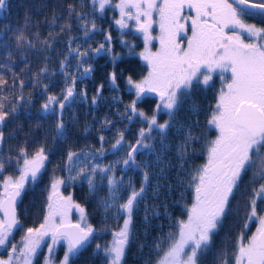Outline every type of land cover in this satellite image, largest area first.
<instances>
[{"label":"snow or ice","instance_id":"1","mask_svg":"<svg viewBox=\"0 0 264 264\" xmlns=\"http://www.w3.org/2000/svg\"><path fill=\"white\" fill-rule=\"evenodd\" d=\"M90 2L93 14L96 11L104 13L112 4V0ZM7 6L8 0H0V14ZM115 8L120 12V19L116 20V24L121 29L128 27L127 21H135L136 30L143 34L145 51L140 55L148 65V74L141 81L134 83L129 77L128 83L135 88L136 99L125 112L136 113L137 101L145 93H155L160 101L151 117L143 111L138 113L146 121L147 132L145 128H141L136 144L128 146L129 150L123 160L125 166L136 164L135 154L140 149L152 147L149 141L153 139L154 129L159 130L163 140V134L171 127L170 121L178 114L185 99H191L194 88L201 84L208 86L212 74L217 70L224 83L208 121L218 135L208 144L206 162L191 177L194 197L191 207L186 209L187 219L177 220L175 232H170L167 238L154 241L155 264H201V258L211 251L214 236L231 213V202L249 171H252L250 183L254 187L246 205L248 210L245 214L244 231L237 237L231 257L227 252H222L217 259L221 264H229L230 259L232 264H264V210L258 211V202L264 203V26L247 22L250 18L264 25V0H119ZM185 9L191 10L190 13L186 14ZM72 17L80 22L86 37L96 30L95 20L89 21L84 13L76 10L75 5L69 4L67 19L54 13L49 36L40 42L46 48H51L52 32L57 21L64 19L60 26V32H64L71 29ZM27 20L26 17L25 27ZM154 24L159 28V35L155 37L151 34ZM35 38L40 40L38 33ZM153 39L158 40L160 45L155 53L148 48ZM15 40L18 48L33 49L36 46L25 35L24 30L18 31ZM107 40L110 41L111 37L108 36ZM0 44L8 47L7 41L2 38ZM72 50V42L69 41L70 55ZM101 50H106L103 44L95 51L99 53ZM75 53L79 69L88 63L85 59L88 51L81 52L77 45ZM8 57L11 59V52H8ZM68 63L67 57L61 62V71L65 75ZM91 72L90 66L84 67L79 78L84 79ZM47 73V67L41 68L37 80ZM224 73L229 75L225 76ZM115 80L116 75L113 73V84ZM75 83L76 78H73L60 97L48 96L41 106L45 113L56 114L57 108L59 109L55 129L58 135H62L65 130L63 112L77 96ZM17 86L23 89L24 81L14 80L9 86L8 81L0 75V175L13 160L18 171V175H4L0 179V249L7 252V258H0V264H33L42 245L47 247L51 257L55 246L61 242L66 244L67 250L60 264H70V259L93 237L94 229L87 223L85 209L74 203L70 195H61L60 186L66 183L63 178L54 177L51 182L48 212L43 223L39 227L27 228L22 235L21 245L13 242L14 232L23 230L17 216V203L26 184L38 180L48 160L43 146L31 156L25 148L19 149L16 157L9 156L5 159L2 155L5 143L3 129L9 117L15 116L19 101L24 100L21 93L17 102L8 101L5 93L11 94L10 89ZM44 87L47 90V85ZM101 88L92 97V104H96L100 97ZM80 95L87 98L86 92ZM159 113L166 114L168 120L158 123ZM103 139L101 136L100 140ZM188 139H196L192 136L191 129ZM112 147L123 149V132L119 133V138ZM66 161L64 170L69 173L67 180L71 182L84 177L90 193L96 191L94 179L97 172L101 174V180L107 178L110 198L100 202L101 209L107 213L115 208L116 220L123 219V225L112 232L113 239L109 244L103 248L97 244L96 249L98 252L103 251L107 264H123L133 235L134 210L146 199L148 171H143L139 189L129 184L131 190L125 199L119 195L118 185L121 182L108 175L113 171L111 166H88L81 162L80 154L73 151L68 152ZM72 208L80 214L77 223H72L69 219ZM252 223L256 225L255 232L246 236ZM46 237L50 238V243H46ZM45 264H50V260H45Z\"/></svg>","mask_w":264,"mask_h":264},{"label":"trees","instance_id":"2","mask_svg":"<svg viewBox=\"0 0 264 264\" xmlns=\"http://www.w3.org/2000/svg\"><path fill=\"white\" fill-rule=\"evenodd\" d=\"M69 4L75 5L76 10L84 13L89 21L95 20L96 30L90 32L88 37L84 35L75 17L71 18V29L60 32V26L67 19ZM108 8L103 14L98 11L93 14L90 0H8L7 8L0 14V38L8 44L7 48L0 44V75L8 81L9 86L14 80L24 81L23 89L17 86L10 89L11 94L5 93L8 101L17 102L21 93L24 100L19 101L15 116L9 117L3 129L5 143L2 155L5 159L16 157L19 149L25 148L31 156L43 146L48 156L38 180L26 184L17 203V216L23 230L15 231L14 235L24 234L27 228L39 227L43 223L48 212L51 182L54 177L63 178L66 183L60 186L61 195H70L74 203L85 209L87 223L94 229L93 237L70 259V264H107L103 251L98 252L96 245L103 248L109 244L113 239L112 232L123 225V219L116 220L115 208L107 213L102 211L100 202L108 200L110 194L107 178L101 180L99 172L94 179L97 186L94 193L89 192L84 180H67L69 173L64 170V166L68 152L73 151L83 156L86 163L99 164L105 168L111 166L113 171L108 175L121 182L118 185L119 195L125 199L131 190L129 184L139 189L143 180L142 173L148 171L146 199L134 210L133 235L123 264H155L154 241L167 238L170 232L176 231L177 220L187 219L186 209L191 207L194 197L191 177L206 162L208 144L216 138V130L208 121L224 85L216 73L208 86L201 84L194 88L191 99H185L178 114L170 121L171 127L163 134V140L159 130L154 129L153 139L149 141L152 147L140 149L135 154L136 164L125 166L123 160L129 150L128 146L136 144L141 128L147 132L146 121L138 113L143 111L151 117L159 102L153 93L144 94L137 101L136 113L125 112L136 99V93L126 92L124 85H120L117 80L126 84L131 77L136 83L145 77L148 67L140 55L142 49L138 47L141 44L139 38L130 32L117 35ZM54 13L64 19L57 21L52 32V47L46 48L40 41L48 38ZM19 30L25 31V35L36 45L35 48L16 46L15 37ZM37 33L40 40L35 38ZM107 36L111 37L108 41L110 44ZM69 41L72 42L71 55ZM101 44L106 50L97 53L95 50ZM77 45L81 52L88 51L85 58L88 63L79 69L78 59L74 58ZM8 52L12 53L11 59ZM66 57L69 61L66 65L67 75L61 71V62ZM89 66L92 72L80 79L83 68ZM43 67H47L48 73L37 80V74ZM113 73L116 75L115 84L110 80ZM73 78H76L77 96L63 112L65 130L62 135H58L55 129L59 109L56 114L45 113L41 106L48 96L60 97ZM98 88H101L100 97L96 104H92V97ZM83 92L87 93L86 99L80 95ZM157 120L158 123H164L168 116L159 113ZM190 129L196 138L194 140L188 139ZM120 132L124 134V147L122 150L113 149L112 145L119 138ZM101 136L104 137L103 141L100 140ZM144 165H147L146 169ZM4 175H18L15 160L11 165H6L0 179ZM251 179L252 171H249L231 202V213L214 236L211 251L201 258V264H221L217 258L222 252H227L230 258L235 251L237 237L244 231L248 210L246 205L254 187L250 183ZM263 206L264 203L258 202V211ZM255 228V223L250 224L246 236L255 232ZM61 244L55 246L51 257L47 247H42L33 264H45V260H50V264H60L67 250L66 244ZM229 264H232L231 259Z\"/></svg>","mask_w":264,"mask_h":264},{"label":"rangeland","instance_id":"3","mask_svg":"<svg viewBox=\"0 0 264 264\" xmlns=\"http://www.w3.org/2000/svg\"><path fill=\"white\" fill-rule=\"evenodd\" d=\"M116 3H119V0H112V4H111V6H109V8H108V12H110V14H111V17H110V20L111 21H114L113 22V29L114 30H117V35H120L121 33H126V32H130L131 34H133V35H136L139 39V41H140V45L138 46L139 48H141L142 49V52H144L145 51V41H144V37H143V34L142 33H140V32H138L137 30H136V28H137V26H136V23H135V21H127V23H128V27L127 28H123V29H121L120 28V26L118 25V24H116V20H118V19H120V12H119V9H117V8H115V4ZM98 13H99V11H98ZM103 14V13H102ZM248 20V19H247ZM151 34H152V36L153 37H155V36H158L159 35V28H158V26L157 25H153V28H152V32H151ZM108 37V36H107ZM107 42H108V40H107ZM121 43L123 42V41H120ZM109 44L111 43V42H108ZM120 46H122L121 44H119ZM159 47H160V45H159V41L158 40H156V39H153V40H151V42L149 43V45H148V48L150 49V51L151 52H153V53H155L156 51H158L159 50ZM97 48V47H96ZM141 52V53H142ZM93 53H95V51L93 52ZM143 59V58H142ZM143 61H144V63H145V65L148 67V65H147V62L143 59ZM203 71V70H202ZM216 73H218L219 75H218V79H221V74H220V72H219V70H217L216 72H214L213 74H216ZM147 74H148V71H147V73L145 74V77L147 76ZM213 74H212V78H213ZM224 75L225 76H228L229 75V73H224ZM144 78V77H143ZM142 78V79H143ZM141 79V80H142ZM141 80H139V81H141ZM138 81V82H139ZM117 82H119V84L120 85H124V87H125V90H126V92H133L134 94L136 93V90H135V88L133 87V85H131V84H129L128 82L125 84V83H122L120 80H117ZM121 82V83H120ZM221 82H223V81H221ZM135 83V82H134ZM137 83V82H136ZM223 85H224V83H223ZM145 94H148V93H145ZM149 94H152V93H149ZM154 95H156L155 93H153ZM156 98L158 99V102L160 103V101H159V97L156 95ZM213 127V126H212ZM214 128V127H213ZM215 129V128H214ZM216 130V129H215ZM216 133H217V135H218V132H217V130L215 131ZM216 135V136H217ZM81 162H83L84 164H86V165H88V166H91V165H94L93 163L91 164V163H89V162H84V157L83 156H81ZM84 180V177H78L77 179H76V181H83ZM85 181V180H84ZM59 191H60V193H61V191H62V189L60 188L59 189ZM263 204V203H262ZM261 210H264V206L262 207V209ZM260 210V211H261ZM58 219V218H57ZM69 219L72 221V222H75V223H77L78 221H79V219H80V216L75 212V211H73V210H70V214H69ZM22 235L23 234H19V233H16L15 235H14V240H13V242L14 243H16L18 246L19 245H21V243H22ZM45 241H46V243H50V238H45ZM61 243H63V242H61ZM58 244L57 246H61L62 244ZM42 247H44L43 245L41 246V248ZM41 248L39 249V250H41ZM38 250V251H39ZM38 254V253H37ZM5 255V256H4ZM0 258H7V252L4 250V249H0Z\"/></svg>","mask_w":264,"mask_h":264},{"label":"flooded vegetation","instance_id":"4","mask_svg":"<svg viewBox=\"0 0 264 264\" xmlns=\"http://www.w3.org/2000/svg\"><path fill=\"white\" fill-rule=\"evenodd\" d=\"M190 11H191V10L185 9V13H186V14L190 13ZM247 22H248V23H257L258 26H264V25H260L259 22H258V20H254V19H250V18L247 20ZM246 42H247V41H246Z\"/></svg>","mask_w":264,"mask_h":264},{"label":"water","instance_id":"5","mask_svg":"<svg viewBox=\"0 0 264 264\" xmlns=\"http://www.w3.org/2000/svg\"><path fill=\"white\" fill-rule=\"evenodd\" d=\"M110 80H111V76H110ZM112 82V81H111ZM71 210H73V211H75L76 213H78L79 214V212L75 209V208H72ZM80 215V214H79ZM72 223H75V222H72ZM91 238V237H90ZM90 238H89V240H90Z\"/></svg>","mask_w":264,"mask_h":264}]
</instances>
